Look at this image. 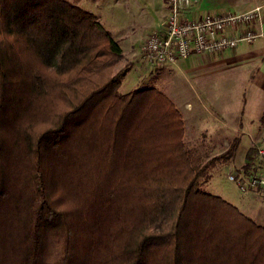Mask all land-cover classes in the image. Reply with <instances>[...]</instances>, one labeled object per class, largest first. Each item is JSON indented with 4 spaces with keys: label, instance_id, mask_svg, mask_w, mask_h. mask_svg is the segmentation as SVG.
<instances>
[{
    "label": "trees",
    "instance_id": "trees-1",
    "mask_svg": "<svg viewBox=\"0 0 264 264\" xmlns=\"http://www.w3.org/2000/svg\"><path fill=\"white\" fill-rule=\"evenodd\" d=\"M121 58L68 0H0V264H264V226L201 188L172 101L118 92Z\"/></svg>",
    "mask_w": 264,
    "mask_h": 264
},
{
    "label": "crops",
    "instance_id": "crops-1",
    "mask_svg": "<svg viewBox=\"0 0 264 264\" xmlns=\"http://www.w3.org/2000/svg\"><path fill=\"white\" fill-rule=\"evenodd\" d=\"M75 1L77 2L73 4L76 3L97 17L90 8L82 6L85 4L93 7L96 2ZM144 5L151 11L157 9L164 16L167 13V0H146ZM255 6L260 7V18L252 24V28L261 30V37L250 43L240 42L234 49L193 54L187 59L170 64L190 73L201 88L193 93L194 104L184 101L180 104L190 106L179 111L184 122L183 141L192 162L202 169L201 183L204 182L205 186L209 185L210 176L218 172L215 169L222 172L225 169L223 175L226 177L230 170L244 168L248 161V151L252 147L261 143L264 146V0H191L185 13L187 18L196 19L204 14L239 13ZM160 23L152 22V30ZM230 32L236 33L238 30ZM203 73L205 77H202ZM230 87H234L235 97L231 102L228 98L229 91H224ZM247 88L245 102L242 97ZM212 89L214 93H208ZM217 89L220 93L215 91ZM203 96L207 97L210 108H203L200 104ZM241 203L243 211L251 213L257 223L264 225V184L250 191L246 200L243 199Z\"/></svg>",
    "mask_w": 264,
    "mask_h": 264
},
{
    "label": "rangeland",
    "instance_id": "rangeland-1",
    "mask_svg": "<svg viewBox=\"0 0 264 264\" xmlns=\"http://www.w3.org/2000/svg\"><path fill=\"white\" fill-rule=\"evenodd\" d=\"M68 1L71 3L77 2L75 0ZM92 2H96L93 7L85 4H82V6L90 8L97 15L99 22L111 33L122 50V58L114 68V72L124 70L122 75L119 76L118 92L124 94L135 88L154 87L163 92L178 110L183 111V107L190 106L180 104L184 101L194 104L193 93H197L198 89L201 88L196 84L195 78L190 73L166 63L163 65L147 63L140 56L138 43L143 37L153 31L150 25L152 22L160 23L162 21L164 16L162 12H158L157 9L151 11L149 7L144 5L146 0H92ZM219 71H221V68ZM202 77H205V73L202 74ZM227 90L229 91L228 98L231 102V99L234 100L235 98L234 87L224 91ZM215 91L220 93L219 89ZM210 92L214 93V90L212 89L208 93ZM247 93L248 88L244 91L242 101L247 99ZM200 104L203 105V108H210L211 106L205 96L200 98ZM229 106H231V103ZM259 146H263L262 143ZM215 170L218 172L210 176L209 185L205 186L204 182L201 183L200 177L201 188L209 193L227 198L226 200L238 206L255 224L261 225L252 217L251 213L243 211L241 202L243 199L246 200V196L250 192L246 194L240 193L223 175L225 169H223V172L220 169Z\"/></svg>",
    "mask_w": 264,
    "mask_h": 264
},
{
    "label": "built area",
    "instance_id": "built-area-1",
    "mask_svg": "<svg viewBox=\"0 0 264 264\" xmlns=\"http://www.w3.org/2000/svg\"><path fill=\"white\" fill-rule=\"evenodd\" d=\"M191 0H167V13L159 26L138 43L141 58L150 64H175L193 54L234 49L240 42L250 43L262 31L252 28L260 18V7L224 15L204 14L189 19L185 13ZM238 30L233 33L230 31ZM256 156L247 169L226 174L237 190L246 194L264 184V146L255 145Z\"/></svg>",
    "mask_w": 264,
    "mask_h": 264
}]
</instances>
